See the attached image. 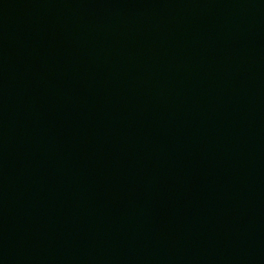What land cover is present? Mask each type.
Returning <instances> with one entry per match:
<instances>
[{
    "label": "water",
    "instance_id": "water-1",
    "mask_svg": "<svg viewBox=\"0 0 264 264\" xmlns=\"http://www.w3.org/2000/svg\"><path fill=\"white\" fill-rule=\"evenodd\" d=\"M0 264H264V0H0Z\"/></svg>",
    "mask_w": 264,
    "mask_h": 264
}]
</instances>
